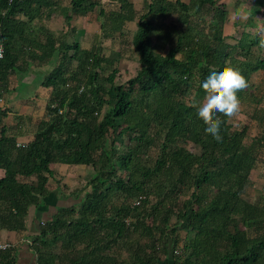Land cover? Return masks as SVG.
<instances>
[{
	"label": "trees",
	"instance_id": "obj_1",
	"mask_svg": "<svg viewBox=\"0 0 264 264\" xmlns=\"http://www.w3.org/2000/svg\"><path fill=\"white\" fill-rule=\"evenodd\" d=\"M142 2L136 13L130 0H108L107 8L99 0H0V92L31 63L57 60L40 81L52 89L45 118L3 124L0 110V229L26 230L30 208L50 193L52 165L85 166L93 174L69 193L74 202L58 206L31 237L38 264H160L161 256L173 264H264V193L247 199L258 165L264 177V106L236 127L221 116L217 142L190 105L226 63L248 82L240 106L254 97L264 25L229 39L220 0ZM95 9L102 37L135 23L133 74L116 65L120 54L104 55L100 41L82 49L40 25L58 12L69 27ZM251 17L264 18V0H255ZM251 122L260 134L251 135ZM29 133L32 140L16 146ZM122 253L128 257L119 261ZM12 255L0 250V264H13Z\"/></svg>",
	"mask_w": 264,
	"mask_h": 264
},
{
	"label": "crops",
	"instance_id": "obj_2",
	"mask_svg": "<svg viewBox=\"0 0 264 264\" xmlns=\"http://www.w3.org/2000/svg\"><path fill=\"white\" fill-rule=\"evenodd\" d=\"M99 1L102 5H105V8L108 7V5H106L108 0ZM130 1L133 3L135 12L141 13L143 8L142 0ZM182 1L188 2V0ZM220 3L224 5L226 10V23L223 29L225 37L229 39L239 38L242 32L249 35H255L259 32L261 29V19L257 20L251 17V6L255 3V0H220ZM41 24L48 32L65 34L69 43H78L82 49L89 50L92 43L100 41L104 55L108 56L111 51L120 54V59L116 63L118 67L131 70L129 67L131 60L135 61L133 70L137 67L138 56L130 43L131 34L135 30L134 22L126 23L121 35L115 34L111 37H102L101 35L100 22L98 21V9L84 16H73L69 27L64 26L63 16L58 12H55L49 19L42 21L40 25ZM33 25L37 27L36 21ZM259 36L264 38V32L260 33ZM155 39L154 37V41H156ZM37 40L43 43L45 37L43 34H40ZM156 42L159 43L160 41L157 40ZM131 49L133 50L132 54L130 53V51H132ZM262 58L264 59V46L262 48ZM56 61L57 60L54 58L48 62H34L30 64V66H32L31 72L27 76L22 75L24 77L22 85L29 87L31 91L26 102L19 100L16 95L21 85L20 78L13 79L6 92H0V110L7 113L6 118L3 119V124L14 122L16 116L30 118L32 123L46 117V104L52 93V89L41 86L40 81L44 75L53 68ZM253 82L254 85H258L257 91H252L254 97L245 100L236 115L238 120L244 119L247 120V123L249 121L247 115H250L255 107H258L257 104L259 102L261 104H259L258 108L262 105L264 106V68L254 74ZM251 126L253 129L250 130L252 136L261 133L262 130L257 129L259 126L258 124L251 122ZM32 138L33 135L29 133L27 136L19 138L17 143L25 145L28 141L32 140ZM52 169H54V180H50L49 183L50 193L44 199L42 206L38 209L30 208L27 216L26 230L16 232L0 229V245H11L10 249L13 250L12 256L14 257L13 264H38V257L31 247V237L37 234L39 225L42 222L49 220L51 216L54 215L58 206H65L74 202L71 197L70 199H66L67 196L72 190H80L83 188L92 175L89 173L90 169L85 166L52 165ZM2 174L3 171L0 170V175ZM256 174L257 177L261 179L257 172ZM56 182L58 183L56 184ZM64 187H66V189H64ZM55 252H58V247ZM47 253V257L52 258L53 254H50V251H47ZM110 256L111 255H109V257ZM127 257V253H122L118 260H126ZM160 259V264H173L171 259H167L164 256H161Z\"/></svg>",
	"mask_w": 264,
	"mask_h": 264
},
{
	"label": "clouds",
	"instance_id": "obj_3",
	"mask_svg": "<svg viewBox=\"0 0 264 264\" xmlns=\"http://www.w3.org/2000/svg\"><path fill=\"white\" fill-rule=\"evenodd\" d=\"M261 45L264 46V40ZM247 86L248 82L239 67L226 63L222 69L212 70L201 83L200 87L205 93L203 100H197L195 97L191 99L190 105L197 108L198 118L205 125V133L217 142L222 141L221 125L224 121L221 116L232 118L237 115L240 110L237 93Z\"/></svg>",
	"mask_w": 264,
	"mask_h": 264
},
{
	"label": "rangeland",
	"instance_id": "obj_4",
	"mask_svg": "<svg viewBox=\"0 0 264 264\" xmlns=\"http://www.w3.org/2000/svg\"><path fill=\"white\" fill-rule=\"evenodd\" d=\"M261 20H260V27H262L263 25H264V18H260ZM132 50V49H131ZM158 51H160L159 49H158ZM157 51V52H158ZM129 52V51H128ZM130 53L132 54L133 53V50L132 51H130ZM130 53H129V55H130ZM179 57V56H178ZM134 66H135V61L134 60H131V62H130V64H129V67L131 68V70H128L127 71V73H128V75H131V74H133L134 73V70H133V68H134ZM122 69V68H121ZM124 70V68L122 69V71ZM109 70H106V72H108ZM125 74H121V78H118L117 79V82H123L124 81V78L127 76L126 75V72H124ZM40 75V74H39ZM37 77H39V76H37ZM20 80H21V85H20V87H19V92H16V95H17V97L19 98V100H21V101H27L28 100V98H29V93L31 92L30 91V88L29 87H27V86H25V85H22V81L24 80V77L23 76H20ZM237 122H239V123H247V120H238V118H237V116H234V117H232L231 118V120H230V123H231V125L233 126V127H236V125H237ZM258 129V128H257ZM253 130V129H252ZM255 130H256V128H255ZM187 148L189 149V150H191V151H194V152H198V149H197V147H194L193 145H191V144H188L187 145ZM261 170H262V166L261 165H258V168H257V170L254 172V173H252V180H253V187L251 188V189H249L248 190V197H247V199H250V200H252V199H254V198H257L259 195H261L262 193H264V177H262L261 179L260 178H258L257 177V174H256V172L259 174H262V172H261ZM89 173H91V174H93V172L90 170V172ZM263 175V174H262ZM83 185H84V183H83ZM82 189V188H81ZM181 235L183 236V233H181Z\"/></svg>",
	"mask_w": 264,
	"mask_h": 264
},
{
	"label": "built area",
	"instance_id": "obj_5",
	"mask_svg": "<svg viewBox=\"0 0 264 264\" xmlns=\"http://www.w3.org/2000/svg\"><path fill=\"white\" fill-rule=\"evenodd\" d=\"M11 0H9L10 2ZM0 46H2V44H0ZM2 56H3V46H2ZM1 59V58H0ZM60 112V111H59ZM16 146H23V144H19L17 143ZM140 201H141V197L137 198L135 201L132 202V206H138L140 204ZM11 248V245L10 244H2L0 245V250H8Z\"/></svg>",
	"mask_w": 264,
	"mask_h": 264
}]
</instances>
